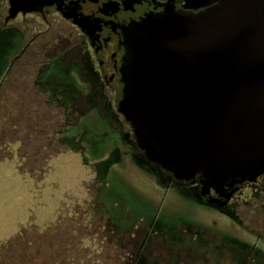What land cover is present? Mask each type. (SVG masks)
Here are the masks:
<instances>
[{
    "label": "rangeland",
    "instance_id": "rangeland-1",
    "mask_svg": "<svg viewBox=\"0 0 264 264\" xmlns=\"http://www.w3.org/2000/svg\"><path fill=\"white\" fill-rule=\"evenodd\" d=\"M3 17L1 9L0 25ZM66 29L55 27L34 38L29 58L22 57L0 81V250L8 249L3 254L13 237L29 229L42 235V242L53 230L58 237L63 231L74 234L72 247L57 243L54 252L76 264L81 259L83 264H231L250 248L264 255V192L250 186L238 192L233 218L175 184L164 187L158 165L140 162L142 150L136 151L103 113L94 109L77 122L63 98L45 91L52 75L84 90L77 75L70 77L55 61L38 76L36 63L69 44ZM18 39L8 31L0 38V72L19 52ZM36 77L44 82L37 86ZM77 146L82 152L74 151ZM106 160L112 165L102 181L95 165ZM69 226L74 228L68 234ZM34 233L27 234L35 246L22 247L21 256L48 264L51 253Z\"/></svg>",
    "mask_w": 264,
    "mask_h": 264
},
{
    "label": "water",
    "instance_id": "water-1",
    "mask_svg": "<svg viewBox=\"0 0 264 264\" xmlns=\"http://www.w3.org/2000/svg\"><path fill=\"white\" fill-rule=\"evenodd\" d=\"M56 1L9 0V12ZM128 46L119 110L149 163L177 181L202 173L204 191L264 173V0L168 11L131 27Z\"/></svg>",
    "mask_w": 264,
    "mask_h": 264
},
{
    "label": "flooded vegetation",
    "instance_id": "flooded-vegetation-1",
    "mask_svg": "<svg viewBox=\"0 0 264 264\" xmlns=\"http://www.w3.org/2000/svg\"><path fill=\"white\" fill-rule=\"evenodd\" d=\"M219 2L220 0H61L42 6L39 11H20L14 15L9 12L11 8L9 0H0V10H3L4 16L1 20L2 25H0V38L7 31L19 35V47L16 46L19 52L12 57L10 63L3 66V71L0 72V81L22 57H25L26 60L29 58L28 49L33 48L31 45L34 38L52 33L55 27L65 26L71 38V40L68 38L69 44L61 50L53 51L51 56L49 54L45 63H36L40 69L38 76H41L42 71L50 69L51 62L55 61L58 68H64L70 73V77H73L71 76L73 74L77 75L84 85V90H80L74 84L58 82L57 77L51 74L53 77L50 76L47 79L50 84L47 83L45 91L58 98H63V100L70 94L73 96L70 98L71 100L80 95L84 96L86 103L88 101L98 102L99 104L94 109L103 113L104 118L113 124L122 137L141 153L134 135V124L128 122L119 110L127 88L124 68L129 55V29L150 18L164 16L168 11L180 16L197 15L218 5ZM18 19L22 20L20 26L14 24ZM62 32L57 31V36L60 39L65 38L62 36ZM28 34H32V37L27 41ZM13 37L10 39L9 47L14 44ZM37 50L35 48L36 55L38 54ZM68 53L69 56H67ZM3 58L7 59V56L3 54ZM2 63L0 61V65ZM39 78H35L37 86L44 82V80L39 81ZM58 83L62 85L59 86L61 89L57 87ZM70 89L76 90L78 93L73 95L68 92ZM64 102L65 100L61 104L74 118L76 114L85 112L89 103L84 104L83 100L73 102L70 105L75 111L72 110L71 113L69 104L65 106ZM121 118L124 122L121 121ZM73 141L74 139H72V143ZM141 154L144 157L143 151ZM143 157L141 161H145L151 167L152 163L146 159L143 160ZM156 173L164 187L175 184L198 200L208 204H211L212 201L216 202L218 206L211 205L228 213L233 218H235L232 210L233 199L238 192H243L249 186L264 192V173L254 182L244 181L234 184L231 188L225 186L222 190L208 188L205 191L202 190L204 181L202 173H197L194 178L188 181H177L171 172L164 171L160 167ZM202 192L205 193L204 196H201Z\"/></svg>",
    "mask_w": 264,
    "mask_h": 264
},
{
    "label": "trees",
    "instance_id": "trees-1",
    "mask_svg": "<svg viewBox=\"0 0 264 264\" xmlns=\"http://www.w3.org/2000/svg\"><path fill=\"white\" fill-rule=\"evenodd\" d=\"M71 91H73V90H71ZM70 93L75 95L74 91L70 92ZM72 97H73L72 95L68 94V96H67L68 100H67V98L64 99L65 100V102H64L65 106H68V104H69V107H71L70 104H73V102L78 101V100H80V101L83 100L84 104H87L89 102L88 101L86 103V101L84 99V96L77 95L75 97V99L71 100L70 98H72ZM73 100H75V101H73ZM98 104H99L98 102H93V101L89 102L88 105H87L88 108H86V109L84 108L85 112L83 111V112H80V113L76 114V117L74 119L77 120V122H78L80 116L84 115L85 113H88L90 110H94L95 106H97ZM112 119H114V118H112ZM77 122H76V124H77ZM74 151L82 152V150L78 146L74 147ZM140 162H142V161L140 160ZM142 163H144V161ZM110 165H112V162L110 160H106L104 162H99V163H97L95 165L96 172H98V175H100L102 181H104L105 176H106V172H107L108 168L110 167ZM99 166H101V167L103 166L102 167L103 170H101L102 168L99 169ZM73 228L74 227L69 226L68 234H69V230H73ZM27 231L28 232H24V230H21L15 237L12 238L11 241H9L8 247H11V249L9 250L8 254H3L4 251H6L8 249L5 246L1 247V250H0V263H2V264H35V263L39 264L40 259L36 258V261H35V258L23 259V257L21 256L20 250H21L22 247H30L32 244L34 245V243L29 242V238L30 237H28V236H30V235L27 234V233H29L31 231L33 233L35 232L34 233L35 236H36V234L39 235L35 230H29L28 229ZM49 235L51 236L50 238L48 237ZM39 236L40 237L38 239H36L37 241L42 240V235H39ZM73 236H75V235L74 234L73 235L72 234H70V235L66 234L65 235V233L63 231L61 233V235H59V237H58V236H56V230H53L52 232H50L49 234H47L45 236L43 235V237H48V239L46 238L45 242H42V241H40V242H42L45 246H47L46 251H49V253H51L50 254L51 257L49 259V263L53 262L55 260L56 262L54 264H56V263L59 264V263H61V261H62V263H65V264H70V263L71 264H76L75 261H71L70 262L69 260H66L64 256H61V253H58V255H57L54 252L55 251L54 247L57 246V243L62 245V247H60L61 249L66 247L67 244H68L69 247L70 246L72 247V244L69 243V242L71 240H75V238ZM70 238H72V239H70ZM38 245H41V244H38ZM37 248L39 249V246H37ZM77 248H79V246H77ZM16 255L17 256L19 255L20 260L16 259V258H18ZM11 260H13V262ZM81 262L83 264L86 261L81 259ZM231 264H264V255H262V253H259V252L255 251V250H253V248H250L248 250V252L246 253V255L241 260L235 261L234 263H231Z\"/></svg>",
    "mask_w": 264,
    "mask_h": 264
}]
</instances>
